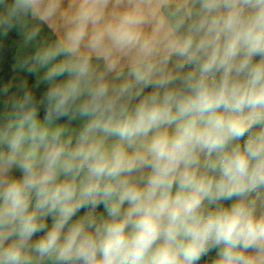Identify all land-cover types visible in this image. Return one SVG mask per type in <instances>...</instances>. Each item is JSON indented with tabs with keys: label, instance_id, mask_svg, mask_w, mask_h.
<instances>
[{
	"label": "clouds",
	"instance_id": "1",
	"mask_svg": "<svg viewBox=\"0 0 264 264\" xmlns=\"http://www.w3.org/2000/svg\"><path fill=\"white\" fill-rule=\"evenodd\" d=\"M14 29L0 264H264V0H0V65Z\"/></svg>",
	"mask_w": 264,
	"mask_h": 264
},
{
	"label": "trees",
	"instance_id": "2",
	"mask_svg": "<svg viewBox=\"0 0 264 264\" xmlns=\"http://www.w3.org/2000/svg\"><path fill=\"white\" fill-rule=\"evenodd\" d=\"M18 39H19V33L14 29L12 32H10L9 37H8L9 47L7 49V55L5 57V62L2 65H0V78L7 79V73L11 71L12 69L13 60L11 57V45H13L14 42ZM14 75L18 79L22 77L23 75H25V73L17 69Z\"/></svg>",
	"mask_w": 264,
	"mask_h": 264
},
{
	"label": "crops",
	"instance_id": "3",
	"mask_svg": "<svg viewBox=\"0 0 264 264\" xmlns=\"http://www.w3.org/2000/svg\"><path fill=\"white\" fill-rule=\"evenodd\" d=\"M13 175L18 177V176H20L21 174H20L19 171L14 170V171H13ZM207 259H208V258H205V260H207Z\"/></svg>",
	"mask_w": 264,
	"mask_h": 264
}]
</instances>
